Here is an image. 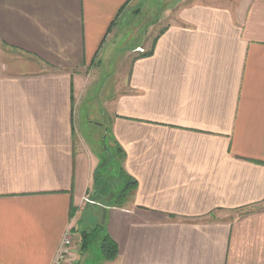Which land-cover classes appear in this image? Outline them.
Here are the masks:
<instances>
[{
    "label": "crops",
    "instance_id": "crops-1",
    "mask_svg": "<svg viewBox=\"0 0 264 264\" xmlns=\"http://www.w3.org/2000/svg\"><path fill=\"white\" fill-rule=\"evenodd\" d=\"M83 104L136 182L120 207L92 202ZM94 207L101 264H264V0H0V264H53Z\"/></svg>",
    "mask_w": 264,
    "mask_h": 264
},
{
    "label": "rangeland",
    "instance_id": "rangeland-1",
    "mask_svg": "<svg viewBox=\"0 0 264 264\" xmlns=\"http://www.w3.org/2000/svg\"><path fill=\"white\" fill-rule=\"evenodd\" d=\"M172 20H173L172 17L167 19L164 22L165 24H162L163 26L161 27V29L165 27L166 25L171 24ZM134 42L135 41H132V42L130 41L129 44L131 45ZM125 49H127L126 46L119 48L118 50H116V52L111 58L104 59L102 63L99 64V68H100V70L98 71L100 73V76L98 78L99 82L96 85L94 84L95 85L94 89L96 88L99 89L103 85L110 84L111 81L113 82V78H114L113 76L116 74V72L119 69L122 68L125 71L127 68H129L130 60L127 57H125V54H124ZM114 50H115V47H114ZM91 109H93V107L89 106V104H83L82 108L78 110L77 114H78L79 121L81 119V123H80L81 128H79V131H80L79 133L81 134V137H83L84 140L88 142V144L93 150L103 152L102 158L107 159L111 155V150H112L111 138L106 129L101 130L96 125L98 124L97 122L102 119V114L97 113L94 110L91 111ZM85 115H87L86 120L88 119V116L91 117L92 115V117H95L96 120L90 119L93 123L92 125H89L88 122L84 119ZM81 116L83 118H81ZM106 165L105 166L107 170L105 171L110 170L109 168H107V167H110V164L108 163ZM94 208H96L95 213H92L90 211L85 212L83 216V220L82 222H80V225H79L80 232L89 231L99 224L104 225V222H103L104 210L98 207H94ZM80 238L81 237H79V239H77L76 241L77 243L79 242L78 245L81 248ZM86 253L87 255H86L85 260L83 261V264H101L102 253H101L99 240H95V242L92 243L91 247Z\"/></svg>",
    "mask_w": 264,
    "mask_h": 264
},
{
    "label": "trees",
    "instance_id": "trees-1",
    "mask_svg": "<svg viewBox=\"0 0 264 264\" xmlns=\"http://www.w3.org/2000/svg\"><path fill=\"white\" fill-rule=\"evenodd\" d=\"M111 148V155L102 160L96 171L94 193L91 197L92 202L105 207H120L136 187V182L123 169L122 162L125 157L123 150L117 145ZM108 163L110 167L107 168L110 170L105 171ZM80 235L82 251H88L92 243L99 240L104 260L112 261L118 256V246L106 233L104 225H96L89 231L81 232Z\"/></svg>",
    "mask_w": 264,
    "mask_h": 264
},
{
    "label": "built area",
    "instance_id": "built-area-1",
    "mask_svg": "<svg viewBox=\"0 0 264 264\" xmlns=\"http://www.w3.org/2000/svg\"><path fill=\"white\" fill-rule=\"evenodd\" d=\"M86 201L88 200L86 199ZM77 239L78 237L73 228L65 232L53 264H69L73 253V247Z\"/></svg>",
    "mask_w": 264,
    "mask_h": 264
}]
</instances>
